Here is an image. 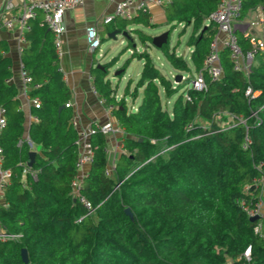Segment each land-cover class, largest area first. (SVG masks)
<instances>
[{
  "label": "trees",
  "instance_id": "16d2710c",
  "mask_svg": "<svg viewBox=\"0 0 264 264\" xmlns=\"http://www.w3.org/2000/svg\"><path fill=\"white\" fill-rule=\"evenodd\" d=\"M218 2L174 0L168 7L170 33L179 24L192 26L188 46L193 51L189 63L170 47L169 37L161 52L174 69L190 74L189 80L176 85L147 50H131L123 69L133 59L144 61L134 90H126L134 100L142 91L135 111L127 108L125 98L117 100L107 80L115 60L104 70H95L97 92L113 107L123 131L124 152L113 174H108L107 138L95 133L93 162L80 179L79 195L73 186L79 137L71 124L73 111L65 106L71 92L60 71L53 36L45 27L32 25L22 56L33 83L39 85L32 95L41 102L32 109L38 121L28 131L40 148L31 168L36 179L23 173L30 152L25 117L17 110L16 87L7 83L11 60L0 54V105L7 121L0 147L3 169L11 172L5 204L0 206V226L6 235L0 237V264H26L23 249L27 264H264V217L251 222L240 205L257 200L262 190L250 193L245 187L264 176V53L255 56L251 73L245 76L234 71L229 51L222 49L221 78L213 81L206 75L204 91L188 88L193 70H203L216 34L206 21ZM258 5L264 10V0H242V17ZM133 25L155 27L150 15L141 12L119 25L127 32L129 46L135 34L148 48L153 37L139 29L127 31ZM240 44L245 52L251 49L242 36ZM248 87L260 94L247 97ZM246 138L249 144L244 148ZM80 196L91 203L92 214ZM258 224L261 230L256 233ZM249 247L250 259L245 256Z\"/></svg>",
  "mask_w": 264,
  "mask_h": 264
},
{
  "label": "crops",
  "instance_id": "0c3cea01",
  "mask_svg": "<svg viewBox=\"0 0 264 264\" xmlns=\"http://www.w3.org/2000/svg\"><path fill=\"white\" fill-rule=\"evenodd\" d=\"M120 1L122 0H86L83 6L66 11L64 14V24L66 26V31L63 35L62 52L61 55L59 56V64L61 69L60 71L63 73V79L71 92V99L68 101L71 103V106L69 108H71L73 111L71 124H73L74 128L77 130V133H79V131L88 129L89 127H101L108 123H111L112 125H114L116 129L117 128L119 129V131L116 133H109L105 135L107 138L106 152H107L108 170L111 171H114L116 163L118 162L121 154L124 152L123 131L119 127V124L114 116L113 110H110L111 106L106 103V100L104 98L100 97L98 92H95L93 90L94 88L96 89L94 80H95V75L97 73L95 72V70L96 69L104 70V66L108 65L110 62L106 64H102L100 61L97 60L96 53L100 48L94 53L90 52L87 42V28L90 26H96L98 28L101 43L103 42V40H105L106 37L113 38L112 34L114 33H116V36L117 35L124 36V33L127 32L120 31L119 25L121 21L125 19L115 16L116 5ZM173 1L174 0H172V2L166 6H157L155 4L148 5L147 14L150 15L151 24H153L155 27L157 26V24L155 23V19L153 18V13H158L159 15L164 14L166 17L165 23L172 27L173 24L172 23L170 24L168 21V7L173 3ZM11 2L13 3L15 12H20L21 10L20 0H11ZM3 6H4V0H0V11L3 9ZM108 17H112V20L109 22L106 21ZM42 19H43V15L39 14L36 19L32 20L30 22V30L32 25L37 27H42L40 25ZM183 25L184 26L182 28L181 34L183 30H185L186 33L187 28H190L191 30L190 35L188 37V41H189V38L192 33V26L185 28V24ZM206 25H209L208 20L206 21ZM136 27L139 26H134V25L129 26L127 28V31L131 32L135 30ZM214 28L217 33V29L215 26ZM30 30L28 31L22 30L21 26L18 23L12 29L0 28V54L4 57H8L11 60L10 70L12 72V76L10 77L9 80H7V83L14 85L18 91L19 105L17 107V110L24 113V117H25L24 138L27 141L28 145L30 140L28 135L29 128L33 122L38 121V118L32 113V109L35 107L32 106L31 104L32 103L31 100H33L34 98H38L32 95V91L36 89L35 85L38 84H34V83L26 84L21 75L22 67H24L22 62V56L24 50H26L29 46V43L26 39V34ZM47 31L50 32L48 29ZM247 31H249L254 36L264 40V10L261 5H258L254 9L250 10L245 16L243 17L241 16L240 21L237 23V33L239 36L243 37V34ZM168 32L170 37L172 32L170 33V30ZM51 35L53 36L52 33ZM132 36L134 38L133 47L134 49L137 50L136 38L138 39V37L136 35L135 37L134 35ZM149 36L153 37L152 35ZM124 37H127V35ZM138 41L142 45L139 39ZM188 41H187V45H188ZM150 44L148 45V47L150 46ZM142 47L144 51L145 50L148 51V48H146L143 45ZM171 48H174V46ZM175 48L177 53L178 45H176ZM190 48H191V52L189 53L188 60L184 58V55H180L189 63H190V55L193 51V47ZM130 50L132 49L130 48ZM261 53L264 52H260V54ZM107 55L108 54L105 53L102 56V59L105 58ZM114 60H115L114 64L108 69L107 80L110 81L112 89L116 92L115 95L117 100H120L122 98L126 99V90L128 87L130 90L133 79L129 81L128 85L126 86L125 93L121 97H119L118 95V88L121 80L125 78L124 77L125 73L128 70V68L131 66L134 59L130 62V64L127 66L126 69H123L124 66L123 65L115 73L116 76L118 77L120 76L119 80H117V85L115 87L113 86L109 76L111 74V69L113 68V66L114 65L117 66V64H119L120 61H118V58ZM142 69L138 73L139 79L141 76ZM174 70L177 73L176 75H174L175 77L173 78L172 81L177 85L178 83H176L175 81L177 76H179V73H181L182 75H184L185 73H182L181 71H178L176 69ZM197 73L199 72H195L193 70V77ZM121 75H123V77H121ZM188 75L190 76V74ZM183 77L184 76H182V78ZM141 99H142V91H140V95L136 100L133 99V103L130 107L127 105V108L129 110L135 111L139 106ZM102 100H105V102H103ZM126 103H127V99H126ZM35 117L37 118L36 121L34 120ZM29 148H30V152L36 151V153H39L40 150L39 147L34 145V147L31 148L29 145ZM89 168L90 167L86 166L84 168L83 173L86 174ZM257 200L262 202V206H263L262 212L264 217V187L262 188ZM0 230H2L1 226H0Z\"/></svg>",
  "mask_w": 264,
  "mask_h": 264
},
{
  "label": "built area",
  "instance_id": "2783aa9c",
  "mask_svg": "<svg viewBox=\"0 0 264 264\" xmlns=\"http://www.w3.org/2000/svg\"><path fill=\"white\" fill-rule=\"evenodd\" d=\"M86 0H20V12H15L13 3L11 0H4L3 9L0 11V28L12 29L17 23L21 26L22 30H30V22L37 18L39 14L43 15L41 26L48 29L53 34L54 46L58 56L61 55L63 45V35L66 31L64 24V14L68 10H72L81 7L85 4ZM172 0H122L116 5L115 16L123 19H131L137 16L139 12L147 13L148 5L155 4L157 6H166L170 4ZM242 16V0H219L216 10L210 15L208 21L212 23L216 29L215 34L209 48L208 55L204 60L203 70L197 73L190 82L188 88L195 91H204L207 88L206 75L211 80H219L223 74V68L221 65L220 52L222 49H227L230 53V59L233 63V69L237 72H242L245 76H248L252 70V64L255 55L260 52H264V40L251 34L249 31L243 34V38L249 42L251 46L250 51H243L240 44V36L237 33V23ZM112 17L106 19L107 22L111 21ZM87 42L90 52L94 53L101 47V39L99 36L98 28L96 26H90L87 28ZM132 53V52H131ZM61 70V69H60ZM22 78L26 84H32L33 79L29 75L28 70L22 67ZM39 85H35L38 88ZM95 92L96 89H93ZM260 92H253L250 87L246 90V96L249 98H256ZM185 97L190 100L188 92ZM105 102V100H102ZM32 106L35 108L40 107V100L34 98L31 100ZM71 103L68 102L66 107H70ZM113 110V107H110ZM234 118V117H233ZM36 121L37 118L35 117ZM6 109L0 106V132L6 126ZM240 122L245 123L242 118ZM98 131L104 135L109 133H116L119 129L114 125L108 123L101 127H89L88 129L79 131L77 145L79 147V159L77 162L78 176L74 181L73 186L75 193L79 195L78 190L80 188V179L85 175L83 173L84 168L90 167L93 162L94 149L91 144L92 136ZM244 148L248 147L249 140ZM31 148L34 147L33 142L29 140ZM28 174L32 178H37V172L31 170L30 167H26L23 172ZM113 171L108 170V174H112ZM11 172L10 170L3 169V149L0 147V206L5 204V190L10 183ZM264 187V176L253 180L251 185L245 187L246 192L253 191L255 188ZM84 207L89 214H92L94 208L85 198L79 197ZM242 209L247 213L249 218L251 217H263L262 202L254 200L251 203L241 201ZM261 225L258 224L255 227V232L259 233ZM0 237L6 238V235L0 230ZM251 247H249L245 256L250 259Z\"/></svg>",
  "mask_w": 264,
  "mask_h": 264
},
{
  "label": "rangeland",
  "instance_id": "374dc122",
  "mask_svg": "<svg viewBox=\"0 0 264 264\" xmlns=\"http://www.w3.org/2000/svg\"><path fill=\"white\" fill-rule=\"evenodd\" d=\"M165 12V11H164ZM153 18L155 19V23L157 24L156 27L147 28L144 26L136 27V29L141 30L143 33L152 35L153 37H156L158 35H161L163 33L168 32L170 29V25L166 24V17L163 14L153 13ZM183 24H180L176 27V29L171 33L170 36V46L175 48L176 45H178L177 55H184V58L188 60L189 53L191 52V48L187 45L188 37L190 35V28H187V31L185 34H181ZM135 37V34H133ZM136 48L138 52H142L143 47L139 43L138 39L136 38ZM134 49L133 45L129 46V39L127 37H124L123 35H117L116 38H109L106 37L105 40L102 42V46L96 53L97 60L100 61L102 64H106L111 62L112 60L118 58L119 64L114 65L111 69V74L109 76L113 86L115 87L117 85V80H119L120 76H116L115 73L120 69L126 60L131 58V50ZM148 52L153 58L154 64L160 69V71L167 76L169 79L173 80L176 75V71L172 68V66L166 62L164 59L162 52L160 49L156 48L153 43L150 44L148 47ZM107 53L108 55L102 59V56ZM185 53V54H184ZM120 59V60H119ZM143 60L134 59L131 66L128 68V70L125 73V78H123L119 84L118 88V95L119 97L123 96L125 93L126 86L128 85L129 81L133 79L132 86L130 87V92L133 91L137 81L139 80L138 73L141 71L143 67ZM120 72V71H119ZM179 75L184 76L182 79L187 81L190 79V76L188 74L182 75L179 73ZM193 78V77H192ZM181 92H185V89ZM127 99V105L130 107L133 103V98L131 94H126ZM175 97L172 98L169 101V108H171L173 101ZM140 102V101H139Z\"/></svg>",
  "mask_w": 264,
  "mask_h": 264
},
{
  "label": "water",
  "instance_id": "95a60500",
  "mask_svg": "<svg viewBox=\"0 0 264 264\" xmlns=\"http://www.w3.org/2000/svg\"><path fill=\"white\" fill-rule=\"evenodd\" d=\"M127 33H124V36H126ZM112 37L115 38L116 37V33L112 34ZM168 38H169V32H166L160 36H157L155 38H153V45L159 49H161L167 42H168ZM182 79V76L179 75L176 78V83H179ZM36 151H31L29 153V162H28V167L32 168L34 166L35 163V158H36ZM126 214L129 215L130 217H132V213L130 211L129 208H127L126 210ZM262 217H251L250 221L251 222H256L258 220H260ZM22 259L23 261L27 264L29 259H28V253L26 249L22 250Z\"/></svg>",
  "mask_w": 264,
  "mask_h": 264
}]
</instances>
